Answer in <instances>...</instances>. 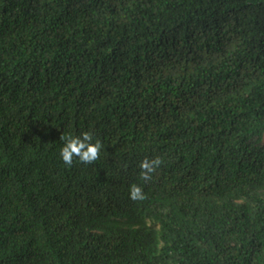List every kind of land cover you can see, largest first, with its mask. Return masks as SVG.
<instances>
[{
  "label": "trees",
  "instance_id": "1",
  "mask_svg": "<svg viewBox=\"0 0 264 264\" xmlns=\"http://www.w3.org/2000/svg\"><path fill=\"white\" fill-rule=\"evenodd\" d=\"M263 138L264 0H0V264H264Z\"/></svg>",
  "mask_w": 264,
  "mask_h": 264
},
{
  "label": "clouds",
  "instance_id": "2",
  "mask_svg": "<svg viewBox=\"0 0 264 264\" xmlns=\"http://www.w3.org/2000/svg\"><path fill=\"white\" fill-rule=\"evenodd\" d=\"M60 140L64 141V144L60 149L59 156L62 162L68 167L73 165L74 159L85 165L95 163L100 158L101 149L104 147L100 140H95V142H93V135L88 131L82 132L80 136L62 134L60 136ZM262 141H264V138ZM162 164L163 160L160 157L143 159L139 164L140 179L144 182L151 181L153 174L161 167ZM129 198L132 201H143L146 199V196L140 186L133 184L129 189ZM154 216L161 219L147 218L146 223L155 230H159L161 228V221L168 219L160 215Z\"/></svg>",
  "mask_w": 264,
  "mask_h": 264
}]
</instances>
